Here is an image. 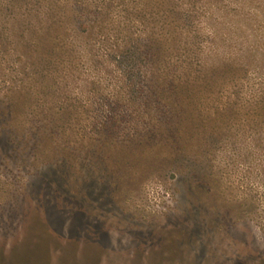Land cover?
<instances>
[{"label": "rangeland", "instance_id": "1", "mask_svg": "<svg viewBox=\"0 0 264 264\" xmlns=\"http://www.w3.org/2000/svg\"><path fill=\"white\" fill-rule=\"evenodd\" d=\"M34 1L0 0V264H264V0Z\"/></svg>", "mask_w": 264, "mask_h": 264}, {"label": "trees", "instance_id": "2", "mask_svg": "<svg viewBox=\"0 0 264 264\" xmlns=\"http://www.w3.org/2000/svg\"><path fill=\"white\" fill-rule=\"evenodd\" d=\"M34 3L35 4L25 3V4L29 5V6H31L30 8H28L29 10H28V13L26 14V16L27 17L31 16V19L32 20L34 19L36 22H40V21L43 22L42 18L45 20L46 19L45 17H49V16L53 15L54 13L55 14L60 13L62 15H66V14L69 13L72 16V8H73L72 6H71V8L65 6L64 7V12H60L61 11L60 5L57 6V4L54 3V2H50L49 3V2H46V0H35ZM77 3H80V2H77ZM29 6H26V8L29 7ZM32 25H33V23H32ZM217 61L218 60H214V62L209 65L210 69L211 68H215L214 71H216V70H219V69L222 68V66H223L222 65V61L220 63L217 62ZM128 75L130 77L132 75H133V77H135L136 73L134 71L132 73L129 71ZM138 77L141 78V76H138ZM122 88H124V90H117L116 91L118 93V95H120V97H122V95H124L125 93H129V92H133L134 93L135 91L142 89V88H139V85H137L136 83L130 82V78L129 77H126V79L122 82ZM143 89H144V87H143ZM125 90L127 92H124ZM121 101H123V99ZM260 101L264 103V99H262ZM262 114L264 116V109H263V112L260 114V116ZM210 115H211L210 116V121L213 124H214V122H217V118L215 117V119H214L215 113L210 114ZM218 116L220 117V120H218V124H219V123H221L224 120V118L226 117V114L223 111H219L218 112Z\"/></svg>", "mask_w": 264, "mask_h": 264}]
</instances>
